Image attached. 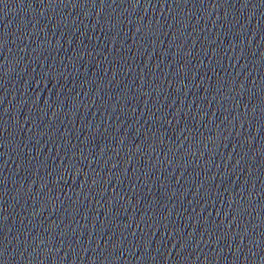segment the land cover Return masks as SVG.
<instances>
[{"label":"water","instance_id":"water-1","mask_svg":"<svg viewBox=\"0 0 264 264\" xmlns=\"http://www.w3.org/2000/svg\"><path fill=\"white\" fill-rule=\"evenodd\" d=\"M264 219V0H0V264H217Z\"/></svg>","mask_w":264,"mask_h":264}]
</instances>
